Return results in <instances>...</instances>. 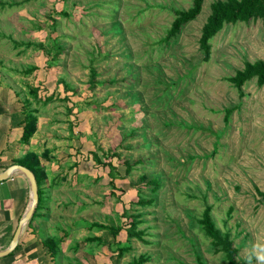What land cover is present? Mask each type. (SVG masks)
<instances>
[{"label":"rangeland","instance_id":"rangeland-1","mask_svg":"<svg viewBox=\"0 0 264 264\" xmlns=\"http://www.w3.org/2000/svg\"><path fill=\"white\" fill-rule=\"evenodd\" d=\"M211 1L168 37L192 0H0V83L36 117L55 264H227L198 225L207 205L240 264L264 245V84L226 79L264 59V24L225 25L205 61ZM132 220L146 241L129 238Z\"/></svg>","mask_w":264,"mask_h":264},{"label":"trees","instance_id":"trees-1","mask_svg":"<svg viewBox=\"0 0 264 264\" xmlns=\"http://www.w3.org/2000/svg\"><path fill=\"white\" fill-rule=\"evenodd\" d=\"M0 4L4 5V3ZM203 4L204 0H192V4L188 9H175L174 20L167 33L168 37H176L184 24L195 19L200 14ZM251 19H260L264 24V0H212L210 4V14L201 29V36L199 39V46L203 53L204 60L208 61L210 59L212 53V40L225 25L236 24L238 22H248ZM60 53L61 49H57L55 56L57 57ZM31 71L32 70H27L26 73ZM90 75L91 85L92 87H95L97 84V70L93 66L90 69ZM253 78L257 79L258 85L261 86L264 84V59H257L253 62L245 61L244 67L237 70L235 75L226 77V79L238 89H240L241 86L244 85L248 80ZM37 100L40 101V97L37 96ZM44 102H46V99H44ZM228 111H231V109H228ZM24 121L25 127L23 137L29 138L35 132V126L37 122L36 117L31 115V112L28 111L25 114ZM33 158L34 163L32 161V164H27L26 166L34 172L39 186L43 178L41 174L42 171L39 170L40 162L37 160L38 156L33 155ZM138 162L143 163L145 162V159H138ZM109 182L113 184L112 180ZM149 182L153 184L154 190L157 189L160 185L159 176L152 178L149 180ZM38 190L40 202V188H38ZM152 201H154L152 198L147 201L143 200L142 204L151 203ZM35 216L36 211L33 215V218ZM140 222V220H132L131 224H129L127 227V234L129 238L135 237L141 241H146L144 239L145 231L137 230L136 228L137 223ZM197 222L201 231L204 233L205 238L209 239L212 245L216 248V251L222 254L225 261H227V264H240L236 259L237 249L233 245L230 234L228 232H223L217 226V223L212 216V206L207 205L205 207L200 219H198ZM95 228L97 230H108L114 236V238H116L119 233V227H113L99 222L90 223L89 230H93ZM84 240L86 243L96 240L98 243L103 241V239L98 235L87 236ZM44 244L49 246L52 255L55 256L57 250L54 248V244L47 241L46 239L44 240ZM129 250L130 248L128 246L120 247L119 255H122ZM148 258V256L141 255L138 259L132 261V264H142L147 261ZM198 263L202 264L200 260Z\"/></svg>","mask_w":264,"mask_h":264},{"label":"crops","instance_id":"crops-1","mask_svg":"<svg viewBox=\"0 0 264 264\" xmlns=\"http://www.w3.org/2000/svg\"><path fill=\"white\" fill-rule=\"evenodd\" d=\"M29 104L21 102L15 90L0 83V174L14 164H32L33 155H37L36 130L29 138L23 137ZM41 162L39 168L43 169ZM41 174V184H44L46 177ZM30 201V183L23 173L14 171L0 181V251L10 244ZM38 209L39 204L36 216L24 226L16 249L1 257L0 264H55L49 246L44 244L41 230L44 229L45 235H48V228L41 223Z\"/></svg>","mask_w":264,"mask_h":264},{"label":"water","instance_id":"water-1","mask_svg":"<svg viewBox=\"0 0 264 264\" xmlns=\"http://www.w3.org/2000/svg\"><path fill=\"white\" fill-rule=\"evenodd\" d=\"M14 171H20L28 178V181L30 183V190H31V201L29 203L26 212L22 215V217L19 220L18 227L14 233V236L10 244L8 245V247L0 251V258L11 254L16 249L21 232L24 226L26 225V223L33 217L39 203V190H38V183L36 180V176L34 172L28 167L20 164L11 165L0 174V181L8 178L9 175L12 174Z\"/></svg>","mask_w":264,"mask_h":264},{"label":"clouds","instance_id":"clouds-1","mask_svg":"<svg viewBox=\"0 0 264 264\" xmlns=\"http://www.w3.org/2000/svg\"><path fill=\"white\" fill-rule=\"evenodd\" d=\"M264 264V245H253L251 253L247 257V264Z\"/></svg>","mask_w":264,"mask_h":264}]
</instances>
